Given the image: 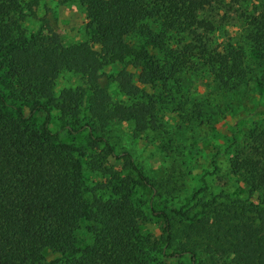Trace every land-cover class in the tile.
Returning <instances> with one entry per match:
<instances>
[{"label":"trees","instance_id":"obj_1","mask_svg":"<svg viewBox=\"0 0 264 264\" xmlns=\"http://www.w3.org/2000/svg\"><path fill=\"white\" fill-rule=\"evenodd\" d=\"M79 1L88 12L91 41L63 46L56 34H28L19 26L20 0H0V264H165L162 257L182 254L192 264H264V122L249 128L230 160L231 172L256 200L219 194L193 213L148 202L147 211L162 223L160 233L143 234L146 213L134 197L136 185L174 197L176 182L150 179L126 152L123 168H114L108 159L119 155L105 129L124 115L137 134L156 130L157 103L144 90L136 96L140 88L131 72L120 78L119 88L132 99L110 102L95 69L98 60L138 68L148 84L178 95L182 117L198 119L205 110L197 102L189 108L179 75L193 58L211 71L220 94L251 81L264 89V7L246 28L255 56L250 65L241 45L214 46L205 35L214 27L202 15L209 0ZM175 38L189 42L180 48ZM152 47L164 49L161 59ZM62 70L83 74L86 91L65 88L56 96L54 82ZM85 102L87 143L61 141L49 128V110L78 121ZM39 111L46 114L36 125L32 115ZM84 165L106 180L90 187ZM105 188L106 198L94 191ZM81 220L92 235L85 245L76 236ZM45 249L58 256L46 261Z\"/></svg>","mask_w":264,"mask_h":264},{"label":"rangeland","instance_id":"obj_2","mask_svg":"<svg viewBox=\"0 0 264 264\" xmlns=\"http://www.w3.org/2000/svg\"><path fill=\"white\" fill-rule=\"evenodd\" d=\"M263 7L264 0H209L202 15L212 21L214 27L205 35L214 46L225 43L241 45L246 62L253 65L254 49L246 40V28L252 14ZM18 18L19 26L28 34H56L63 46L91 41L87 28L88 12L79 0H20ZM173 41L183 48L189 39L175 38ZM93 47L99 51L98 45L94 44ZM150 50L160 59L163 57V48L152 47ZM185 64L186 68L179 75L184 80L183 90L189 99L188 106L193 109L197 102L205 110L198 119L182 117L178 95H168L160 84H148L138 68L125 63L103 65L99 60L95 64V69L103 75L101 81L107 88L110 102L128 103L132 99L119 88L120 78L125 72H131L133 83L140 88L136 96H140L144 90L157 103L160 121L156 130L137 134L133 122L124 115L118 116L105 129V135L119 155L108 159L114 168H123L125 157L122 154L126 152L136 168L150 179H173L176 182L174 197L166 194L158 196L148 188L136 185L134 197L146 213V219L140 224L143 234L160 233L162 223L147 211L148 202L157 209L182 208L193 213L219 194L251 200L257 198L256 193H249L241 177L231 172L230 160L243 147L249 128L264 122V89L251 81L230 93L220 94L214 88L213 74L198 59L193 58ZM65 88L86 91L85 76L76 71H60L54 82L55 95L58 96ZM24 112L28 114L29 108L24 107ZM45 114L44 111L34 113L33 122L41 125ZM84 117H90L86 102L78 121L66 119L57 109L51 108L48 125L58 133L61 141L81 146L88 141V128L82 126ZM131 174L137 176L133 170ZM84 177L90 187L106 180L102 174L92 172L87 165H84ZM94 191L104 198L110 194L106 188ZM76 236L82 245L92 241L86 221L79 222ZM166 252L169 253L170 249ZM57 256L58 253L50 249L44 251L46 261ZM162 260L165 264H192L186 254L165 256Z\"/></svg>","mask_w":264,"mask_h":264}]
</instances>
